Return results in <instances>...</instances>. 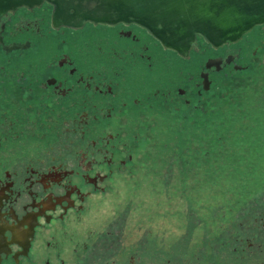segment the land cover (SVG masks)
<instances>
[{
    "label": "flooded vegetation",
    "instance_id": "flooded-vegetation-1",
    "mask_svg": "<svg viewBox=\"0 0 264 264\" xmlns=\"http://www.w3.org/2000/svg\"><path fill=\"white\" fill-rule=\"evenodd\" d=\"M263 81L264 24L219 46L197 35L186 57L135 24L73 28L46 2L0 3V264H39L41 232L130 167L138 134L188 111L203 141V122L233 106L249 124L245 105Z\"/></svg>",
    "mask_w": 264,
    "mask_h": 264
},
{
    "label": "rangeland",
    "instance_id": "rangeland-1",
    "mask_svg": "<svg viewBox=\"0 0 264 264\" xmlns=\"http://www.w3.org/2000/svg\"><path fill=\"white\" fill-rule=\"evenodd\" d=\"M257 90L245 105L249 125L233 106L209 142L188 111L138 134L130 167L82 212L41 232L31 257L42 250L39 264H60L63 241L65 264H264V81ZM184 143L207 151H183Z\"/></svg>",
    "mask_w": 264,
    "mask_h": 264
},
{
    "label": "water",
    "instance_id": "water-1",
    "mask_svg": "<svg viewBox=\"0 0 264 264\" xmlns=\"http://www.w3.org/2000/svg\"><path fill=\"white\" fill-rule=\"evenodd\" d=\"M44 2L59 25L135 24L186 57L197 35L219 46L264 24V0H0L11 9Z\"/></svg>",
    "mask_w": 264,
    "mask_h": 264
},
{
    "label": "trees",
    "instance_id": "trees-1",
    "mask_svg": "<svg viewBox=\"0 0 264 264\" xmlns=\"http://www.w3.org/2000/svg\"><path fill=\"white\" fill-rule=\"evenodd\" d=\"M231 115V112L230 113H228V114H224L223 115V117H221V118H218V119H215V120H213V121H211V122H209V123H207V122H203V124L201 125V130H203V134L205 135V141L206 142H209L210 141V138H211V136L213 135L212 133L211 134H209V131H211V132H216V133H221V132H218V131H221V130H223V129H219V126L220 127H223V124L225 123V120H228V119H230V116ZM249 124H247L246 123V126L245 127H247ZM225 127H226V125H225ZM195 132V130H193L192 132H190V133H194ZM198 132H199V129H198ZM224 132H225V134H224V136H221L220 138L218 137V144L220 143V145H224L225 146V143L226 142H228L229 141V143H230V140H229V138H228V134H229V132H227V130L226 129H224ZM200 133V132H199ZM197 133H195L194 135H196ZM201 134V133H200ZM190 135H192V134H190ZM202 135V134H201ZM203 138V137H202ZM189 139V141H191L193 138H189V137H186V140H188ZM236 142H237V139H236V137L231 141V143L233 144H235L236 145ZM245 142H247V141H245ZM200 143V142H199ZM228 143V144H229ZM185 144V143H184ZM182 148L184 149L183 151H186L187 152V150L189 151L190 150V152H196V153H198V151L201 149V151H207L206 149H204V148H202V147H198V146H193V145H191V146H187V144H185L184 146H182ZM186 148V149H185ZM203 149V150H202Z\"/></svg>",
    "mask_w": 264,
    "mask_h": 264
}]
</instances>
